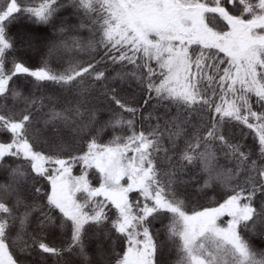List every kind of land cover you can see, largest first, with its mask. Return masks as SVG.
<instances>
[{"label":"snow or ice","instance_id":"snow-or-ice-1","mask_svg":"<svg viewBox=\"0 0 264 264\" xmlns=\"http://www.w3.org/2000/svg\"><path fill=\"white\" fill-rule=\"evenodd\" d=\"M0 264H264V0H0Z\"/></svg>","mask_w":264,"mask_h":264},{"label":"trees","instance_id":"trees-1","mask_svg":"<svg viewBox=\"0 0 264 264\" xmlns=\"http://www.w3.org/2000/svg\"><path fill=\"white\" fill-rule=\"evenodd\" d=\"M14 31H15V29H14ZM33 63H38V61H34ZM78 169H76V172L78 173ZM259 244V242H257V245Z\"/></svg>","mask_w":264,"mask_h":264}]
</instances>
